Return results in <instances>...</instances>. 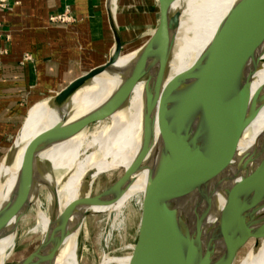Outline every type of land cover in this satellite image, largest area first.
Segmentation results:
<instances>
[{
    "label": "water",
    "instance_id": "water-1",
    "mask_svg": "<svg viewBox=\"0 0 264 264\" xmlns=\"http://www.w3.org/2000/svg\"><path fill=\"white\" fill-rule=\"evenodd\" d=\"M156 1L154 20L138 38V45L131 56L118 63L124 42L113 17L112 2L106 0L114 38L108 59L76 76L47 97V106L55 107L65 96L68 102L76 90L97 75L120 71V82L110 95L71 126L62 129V123H55L25 144L12 186L0 200V220L24 173L31 170L37 160L35 141L56 145L70 138L125 105L133 86L143 77L146 81L150 80L153 70L142 69L146 50L152 41L150 33H162L179 22L177 14L170 16L166 13L163 0ZM262 23L264 0H233L192 65L167 82L166 79L155 81L143 91V109L148 110L149 115L142 149L130 166L102 192H106L109 204L114 203L116 190L129 182L150 149L156 147L158 151L143 191L144 197L149 198L167 180L175 194L182 192L188 212L178 211L176 207L167 210L170 204L164 210L160 200L154 213L149 214L142 240L137 233V223L134 242L129 245L126 255H129L128 264H182V257L172 251V235L177 230L182 243L193 244V234L202 241L205 253L197 264H235L240 250L264 233V168L256 159L255 140L245 144L243 139L258 103L242 109L238 98L242 81L264 52V42L243 50L239 47L243 38ZM155 44L162 46L164 41L154 39ZM172 47L171 41L166 47L168 59L165 70ZM18 133L19 129L3 159L10 166L17 152ZM4 178L0 177V181ZM166 197L168 201L177 200L173 196ZM134 198L130 197L126 204ZM89 215L93 214L81 213L69 227L39 235L31 252L14 264H35L44 242L74 232ZM57 220L58 216H52L49 225ZM18 224L17 221L12 227L11 234L15 239ZM12 249L2 264H7ZM179 250L186 253L182 247Z\"/></svg>",
    "mask_w": 264,
    "mask_h": 264
},
{
    "label": "bare ground",
    "instance_id": "bare-ground-1",
    "mask_svg": "<svg viewBox=\"0 0 264 264\" xmlns=\"http://www.w3.org/2000/svg\"><path fill=\"white\" fill-rule=\"evenodd\" d=\"M232 1L185 0L182 3L180 0H166V13L170 16L177 14L179 22L162 33L155 31L150 33L152 41L146 50L144 66L141 67L153 70L150 80L139 81L133 86L125 105L112 110L104 119L82 129L70 138L56 145L35 141L37 160L33 168L24 173L13 199L0 220V264L6 260L15 244V238L11 234L13 225L19 222L22 213H26L31 207L35 210L37 218L33 231L36 230L38 235H44L49 230L69 227L77 221L81 213H87L99 205L107 204L110 210L120 215L130 197L137 193L143 194L158 151L156 147L150 149L137 171L131 175L129 182L123 183L116 190L114 203H108L106 192L94 198L90 192L96 175L115 169L126 170L141 151L149 115V111L143 109V91L155 81L166 79L167 82L172 76L192 65L211 39ZM118 2L119 0H115L114 3ZM154 39H162L164 44L162 46L155 44V47ZM171 41L172 53L165 70L168 59L166 47ZM242 41L254 46L263 43L264 23L255 27ZM136 45L138 41L124 45L118 63L126 61ZM121 74L117 71L94 76L76 90L68 102L66 96L62 97L55 107L47 106V100L40 102L41 109L38 114L27 117L19 137L16 138L17 152L14 162L10 166L3 162L4 158L2 159L0 177H5V180L0 181V200L12 186L25 144L37 133L55 123H62V129L71 126L116 89ZM238 98L242 109L258 103L250 124L244 131L243 139L245 144L255 140L253 148L256 159L259 166L264 168V52L242 81ZM42 109L46 111L43 112ZM167 182L164 180L153 191L155 204L161 200L164 210L170 204L167 210L176 207L178 211L188 212L182 192L175 194ZM172 182L175 185V181ZM41 186L46 188L44 208L39 198ZM166 196H173L177 200L168 201ZM52 216H58L59 220L49 225ZM188 224L190 227L189 221ZM78 231L79 229L65 237L44 242L35 264H78L76 252ZM193 237L194 242L190 245L182 243L178 230L172 235V251L182 257V264H197L205 253L202 241L194 234ZM181 247L186 253L179 250ZM108 261L128 264L129 256L107 258L103 263ZM240 264H264V233L254 241Z\"/></svg>",
    "mask_w": 264,
    "mask_h": 264
},
{
    "label": "crops",
    "instance_id": "crops-1",
    "mask_svg": "<svg viewBox=\"0 0 264 264\" xmlns=\"http://www.w3.org/2000/svg\"><path fill=\"white\" fill-rule=\"evenodd\" d=\"M65 8L71 22L50 19ZM113 45L106 0H8L0 7V164L27 111L32 116L39 107L33 104L104 63Z\"/></svg>",
    "mask_w": 264,
    "mask_h": 264
},
{
    "label": "rangeland",
    "instance_id": "rangeland-1",
    "mask_svg": "<svg viewBox=\"0 0 264 264\" xmlns=\"http://www.w3.org/2000/svg\"><path fill=\"white\" fill-rule=\"evenodd\" d=\"M163 1L165 8L166 0ZM180 1L184 3L185 0ZM156 5V0H119L116 13L119 20L118 24L122 30L126 43L135 41L136 38H139L147 27L150 26L156 16ZM247 44V42L242 41L239 49L243 50L248 47H254L252 44ZM143 80H145V77H143ZM44 98L45 99L40 102L48 99L47 97ZM40 102L33 104H39L35 112L41 109ZM35 112L34 116L38 114ZM27 117L28 111L20 125L19 131L23 127ZM2 158H4V156ZM124 170L125 169H115L96 176L90 192L91 197L94 198L102 194V191L116 180ZM45 196L46 188L45 186H41L39 189V198L43 208L45 207ZM133 197H135L134 201L126 204L119 216L116 212L110 210L107 204L96 206L88 211L93 215H89L83 220L77 233L76 252L78 264H118L115 261H108L105 263H103V261L107 258L129 256L126 255L129 252V245L134 242L137 223V233L142 240V236L145 234V223L149 216L154 213L156 207L154 192H152L149 198H145L144 194L140 195L139 193L134 194ZM36 220V212L33 207L29 208L21 217L18 224L15 244L7 260V264H14L23 259L37 244L39 235L36 230L33 231V227L37 222ZM254 241L255 240L247 243L240 250L235 264L241 263Z\"/></svg>",
    "mask_w": 264,
    "mask_h": 264
},
{
    "label": "built area",
    "instance_id": "built-area-1",
    "mask_svg": "<svg viewBox=\"0 0 264 264\" xmlns=\"http://www.w3.org/2000/svg\"><path fill=\"white\" fill-rule=\"evenodd\" d=\"M8 0H0V7H6ZM53 21H58L62 23H69L73 20L72 16L70 15L69 9L65 8L61 12L56 13L55 15L51 16L50 18ZM29 55L26 54L24 59H28Z\"/></svg>",
    "mask_w": 264,
    "mask_h": 264
}]
</instances>
